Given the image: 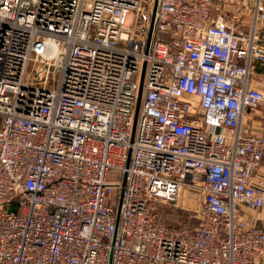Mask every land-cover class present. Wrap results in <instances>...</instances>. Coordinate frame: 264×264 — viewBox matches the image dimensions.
Instances as JSON below:
<instances>
[{"label": "built area", "instance_id": "built-area-1", "mask_svg": "<svg viewBox=\"0 0 264 264\" xmlns=\"http://www.w3.org/2000/svg\"><path fill=\"white\" fill-rule=\"evenodd\" d=\"M261 65L264 0H0V264H264Z\"/></svg>", "mask_w": 264, "mask_h": 264}, {"label": "rangeland", "instance_id": "rangeland-1", "mask_svg": "<svg viewBox=\"0 0 264 264\" xmlns=\"http://www.w3.org/2000/svg\"><path fill=\"white\" fill-rule=\"evenodd\" d=\"M192 204L191 203H181V207L179 208H171L168 205L163 206L161 209L162 218L173 225L179 224H189L193 225L196 219L192 218L191 215L193 211L191 210Z\"/></svg>", "mask_w": 264, "mask_h": 264}, {"label": "crops", "instance_id": "crops-1", "mask_svg": "<svg viewBox=\"0 0 264 264\" xmlns=\"http://www.w3.org/2000/svg\"><path fill=\"white\" fill-rule=\"evenodd\" d=\"M259 70L261 72L264 71V65H261L259 67ZM245 125L250 126L251 129L256 133H264V117H262L260 114L255 113L254 115H252L251 118H248L245 121ZM260 173L264 175V162L263 167L260 169ZM256 225L258 227L264 228V207L261 209L260 213L256 218Z\"/></svg>", "mask_w": 264, "mask_h": 264}]
</instances>
